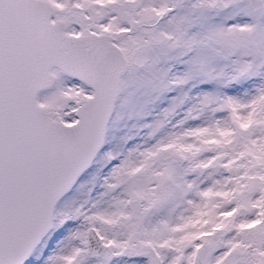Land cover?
Returning a JSON list of instances; mask_svg holds the SVG:
<instances>
[{"label": "snow or ice", "instance_id": "1", "mask_svg": "<svg viewBox=\"0 0 264 264\" xmlns=\"http://www.w3.org/2000/svg\"><path fill=\"white\" fill-rule=\"evenodd\" d=\"M0 264H264V0H0Z\"/></svg>", "mask_w": 264, "mask_h": 264}]
</instances>
